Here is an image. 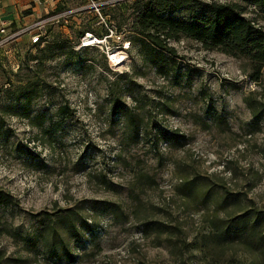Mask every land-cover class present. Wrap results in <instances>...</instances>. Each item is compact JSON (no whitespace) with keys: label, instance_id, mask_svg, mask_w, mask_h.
I'll return each instance as SVG.
<instances>
[{"label":"rangeland","instance_id":"374dc122","mask_svg":"<svg viewBox=\"0 0 264 264\" xmlns=\"http://www.w3.org/2000/svg\"><path fill=\"white\" fill-rule=\"evenodd\" d=\"M150 1L104 10L115 34L107 44L76 50L86 31L108 33L84 11L42 46L25 37L0 50V192L12 198L0 206V264H260L217 239L212 222L264 210V66L256 80L246 58L182 38L167 43L159 74L132 28ZM194 1L237 3L264 28L241 0ZM120 52L118 62L106 55ZM193 179L191 193L182 189Z\"/></svg>","mask_w":264,"mask_h":264},{"label":"trees","instance_id":"16d2710c","mask_svg":"<svg viewBox=\"0 0 264 264\" xmlns=\"http://www.w3.org/2000/svg\"><path fill=\"white\" fill-rule=\"evenodd\" d=\"M241 1L257 8L264 21V0ZM181 11L185 12V18H174V15ZM255 22V18L244 17L241 6L237 3L151 0L136 16L132 28L138 36L139 52L144 58L149 59L159 74L167 75L166 67L161 64V57L165 52L170 54L173 52L167 47V43L185 38L195 41L205 50L218 51L234 58H246L251 63L257 75L254 79L257 80L260 69L264 66V28L256 26ZM66 109L62 106L58 111L64 112ZM122 114L133 133H138L140 119L131 111L125 110ZM253 119L257 122L259 115L254 113ZM195 186L197 184L193 179L185 181L182 189L191 193ZM228 197L224 196V199ZM11 202L9 194L0 192V206H8ZM63 219L67 221L69 238L75 240L79 238V227L76 228L71 216H64ZM212 223L217 239L224 242L235 240L248 252L260 254V264H264V210L243 211L232 218L216 219ZM90 227L85 221L80 223V229L86 233L91 232ZM156 227L153 230L160 231L161 228ZM46 228L53 231L54 226L52 224ZM147 229H149L147 225H144L143 230L147 232ZM61 249L68 260H73L63 242ZM48 251L54 258L58 257L54 243L48 246Z\"/></svg>","mask_w":264,"mask_h":264},{"label":"built area","instance_id":"2783aa9c","mask_svg":"<svg viewBox=\"0 0 264 264\" xmlns=\"http://www.w3.org/2000/svg\"><path fill=\"white\" fill-rule=\"evenodd\" d=\"M69 0H29L31 8L29 10H35L36 16L33 20L24 24H18L16 20L12 18L3 17L0 19V50L7 54L11 45H16L22 38H27L29 46H42L50 39L52 29L59 27L60 29H66L69 25V20L74 16L81 14L84 11L93 13V16L97 18L98 24H101L108 32L103 38L96 36L90 31H86L76 46V50H84L93 47H97L101 44H107L108 39H112V29L108 26L107 22L109 18L104 14V10L109 7L115 6L118 2L123 0H79L77 7L72 8L66 5ZM2 0H0V6ZM57 8V9H55ZM23 10H20L18 14L20 16H26ZM34 14V12H31ZM115 41V40H113ZM129 44L124 45L123 50H128ZM108 50L107 53H109ZM110 60L113 56L106 54Z\"/></svg>","mask_w":264,"mask_h":264},{"label":"crops","instance_id":"0c3cea01","mask_svg":"<svg viewBox=\"0 0 264 264\" xmlns=\"http://www.w3.org/2000/svg\"><path fill=\"white\" fill-rule=\"evenodd\" d=\"M31 8L29 0H2L0 6V19L3 17L12 18L17 21L18 24H24L34 19L36 16L35 10H29ZM23 10L27 14L26 16H20L18 12ZM34 12L32 14L31 12Z\"/></svg>","mask_w":264,"mask_h":264},{"label":"bare ground","instance_id":"6f19581e","mask_svg":"<svg viewBox=\"0 0 264 264\" xmlns=\"http://www.w3.org/2000/svg\"><path fill=\"white\" fill-rule=\"evenodd\" d=\"M125 53L124 52H120V53H117L115 55H113L110 59L111 62H118V60H120V58L123 60L124 59V56Z\"/></svg>","mask_w":264,"mask_h":264}]
</instances>
